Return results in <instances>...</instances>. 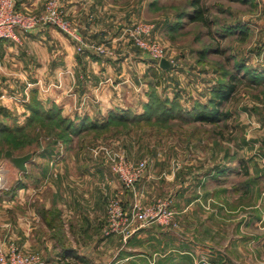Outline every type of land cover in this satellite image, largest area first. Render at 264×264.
<instances>
[{
  "label": "rangeland",
  "instance_id": "obj_1",
  "mask_svg": "<svg viewBox=\"0 0 264 264\" xmlns=\"http://www.w3.org/2000/svg\"><path fill=\"white\" fill-rule=\"evenodd\" d=\"M117 1L135 12L138 17L129 25L136 21L153 24L155 36L168 49L167 56L172 62L171 69L165 71L157 65L158 74L151 72V85L148 87L149 92L155 90L159 101L164 99L177 101L185 111L196 103L207 104L213 96L212 91L217 89L221 81L223 82V78H226V81L229 75L236 74L237 61L243 62L246 68L238 71L243 80L238 83L237 91L224 105V110L230 112V118L216 125L171 121L164 127L163 125L150 127L147 123H141L133 125L132 131H125L124 128L114 125L105 131L85 132L78 138L66 133L62 127H55L56 121L51 122L47 119L53 104L45 101L46 96L43 97L45 102L36 99L35 90L32 89L34 83L26 80L27 78L30 81L32 75L27 72L25 78L22 76L24 69H19L20 77L12 76L19 79L17 82L4 83L0 80V110H3L0 113V127L7 126L10 130L22 128L23 131L19 133L27 136L26 141L31 143L14 150L13 154L22 156L32 153L33 156L27 164V170L25 172L19 170L5 157V152L11 150L8 143L11 140V133H0L2 177L0 239H13L24 251L40 254L46 264H51L53 259L59 264L111 262L110 255H108L110 260L100 258L103 256L102 251H106L107 254L108 245H102L99 249L100 256L95 250L101 245V241L98 240L105 238L104 232L107 235L110 233L108 207L111 199L116 197L115 192L103 197L105 211L102 222H73L72 218L68 217H62V221L54 217L56 221L53 222L52 219V222H49V194L52 199V193L56 194V190L53 189L59 188L58 184L63 186L65 181L66 188L63 193L83 196L84 189L87 191L90 187H83L81 182L78 183L80 187H76L79 181L77 176L98 166L107 171L108 178L116 181L115 188L120 190L123 184L114 174L112 165L121 154H126L134 161L150 159L147 170L136 184V190L129 189L132 192V202L117 196L122 202H126L124 208L128 215L133 214L134 205L140 207L137 208L138 212L152 206L158 200L173 199L175 187L173 182L166 179L162 182L160 178L154 177L147 188L148 191L139 190L140 183L149 170L151 171L150 167L156 158H162L163 171L183 170L186 180L191 175L188 170L190 166L196 167L198 177L203 178L206 175L204 172L213 169L235 170L226 184L229 192L224 193L226 195L228 193L233 204L237 203L238 194L240 196L246 194L242 201L248 203L254 193H259L257 207L261 210V218L246 209L240 212L241 216H230V222H241L240 226L231 225L224 228L225 235L219 240L218 246L231 247L233 257L224 258L229 255L227 250H218L211 244L200 243L197 264H264V82L252 81L248 78L251 74L247 73L252 68L255 73L264 71V0H247L246 3L237 0H201V4L206 8L209 24L205 27L198 22L190 23L185 19L182 20L184 24L182 28L172 33L166 29V23L177 21L176 17L182 10H190L188 4L190 0ZM210 19L213 20V24ZM234 25L241 27L244 25L245 32L237 30V34L225 40L221 39L219 36L221 30ZM216 47L227 48V51L219 55L207 53L205 58H202L201 49L209 51ZM233 55L239 58L234 59ZM227 56L232 58L226 59ZM224 72L227 77H223ZM1 73L4 72L0 69ZM152 84H156L157 87ZM41 87L47 90L46 84ZM42 93H45L44 90ZM34 97L37 101H33ZM60 112L61 117L58 119H78L63 113L62 110ZM105 118L107 116L97 120L102 121ZM66 138L74 141L71 144L65 143ZM53 158L58 159V163L62 161L60 168L67 172V177L71 174L76 175L74 179L69 178L66 181V177L62 183L49 180V171L56 170L50 167ZM189 160L193 165L189 166L186 163ZM60 171L56 170L57 173ZM205 178L200 179L199 185L202 188L206 182ZM211 182L217 183L215 180ZM250 182L252 189L247 193ZM198 186L197 196L205 198L207 196L205 192L208 193L210 187L202 190ZM221 188L222 185L214 190L222 193ZM89 198L90 196L86 195L88 202ZM67 201L72 204L71 199ZM91 220L93 219H89ZM133 222H140L139 217L137 216ZM171 222H178L176 211ZM242 226L246 232L245 244L238 242L236 236V231ZM233 233V238L230 239ZM255 236L261 238V241L253 244ZM239 239L242 240L241 237ZM54 247L57 248V253H54ZM63 248L76 252L77 257L74 261L65 260L61 263L60 259L57 260V257H61ZM93 258H96V261Z\"/></svg>",
  "mask_w": 264,
  "mask_h": 264
},
{
  "label": "crops",
  "instance_id": "obj_2",
  "mask_svg": "<svg viewBox=\"0 0 264 264\" xmlns=\"http://www.w3.org/2000/svg\"><path fill=\"white\" fill-rule=\"evenodd\" d=\"M63 2L68 18L77 31L88 43L105 48L106 53L91 48L79 52L76 42L54 27L28 34L18 31V41L11 39L0 41V69L4 72L0 74L1 82L18 81L17 78L20 77L18 71L24 69L23 77L26 78L27 72L32 75L30 81L27 78L26 80L34 83L32 89L35 90L37 99L44 101L43 97L46 96L45 101L56 104L63 113L71 115L72 118L88 117L89 120L95 121L115 110H130L137 115L143 114L144 105L149 101L148 87L151 85V72L157 75L159 68L156 61L146 52L132 44L129 39L122 37L125 26L138 18L135 12L119 4L117 0H64ZM44 3L45 0H18L17 6L21 10L40 12ZM44 84L47 90L41 87ZM154 86L157 87L156 84ZM43 90L45 93H42ZM161 159L156 158L150 167L153 172L149 170L140 183L139 190L148 191L147 188L154 177L160 178L162 182L165 179L173 182L175 193L172 207L176 211L178 222H170V224L153 222L148 226L133 222L123 233L110 232L107 235L104 232L105 238L98 240L101 241V245L97 247L95 253L98 255L99 249L106 244L108 252L106 254V251H102L103 256L99 254L100 258L110 260L108 258L110 255L112 256L110 261L114 262L116 259L117 264H197L199 244L206 243L218 250H227L229 255L224 258L233 257L232 248L218 246L220 244L218 242L225 235L224 228L231 225L240 226L241 222H230V216L240 215V212L246 209L261 218V210L257 207L260 194L254 193L248 203L242 201L246 194L241 196L238 194L237 203L233 204L229 200L228 193L226 195L224 192H229L226 184L235 170L221 168L204 172L206 182L202 188L199 184L200 179L204 178L198 177L196 167L190 166L193 165L192 161L186 162L190 166L188 170L191 173L186 180L183 170L163 171L164 163ZM243 162L242 160L241 163ZM62 163V161L58 163V159L54 158L50 161L52 170L55 168L61 171L58 173L56 170L49 171V180L62 183L67 177V172L60 168ZM74 176L76 175H69L66 181L69 178L74 179ZM108 176L107 171L99 166L89 172L80 173L77 176L79 181L76 187H80L79 182L84 185L83 187H90V191L84 189L83 196L63 193L66 188L65 181L63 186L58 184L60 189H53L56 190V194L52 193V199L49 194V222H52L54 217H58L59 221H62V217H68L72 218L73 222H102L105 211L103 197L114 192L115 196L132 202V192L124 186L120 190L116 189V181L109 179ZM213 180L217 183L213 184L211 182ZM171 182L168 183L169 186ZM198 185L202 190L210 187L209 192H205L207 195L205 198L197 196ZM220 185L223 187L222 193L214 190L219 189ZM250 189H252L251 182L248 183L247 193ZM86 195L90 196L89 202ZM70 199L71 205L67 201ZM141 199L143 200V197ZM125 203L123 202V206ZM89 219L93 220L89 221ZM55 221L53 219V222ZM243 228L244 226L236 231V236L238 242L245 244L246 232ZM233 235L234 233L230 239ZM260 241L261 238L253 237V244ZM53 251L57 253V248L54 247ZM59 259L62 263L65 260L74 261L75 257H57V260ZM93 259L96 261V258ZM51 264L59 263L53 259Z\"/></svg>",
  "mask_w": 264,
  "mask_h": 264
},
{
  "label": "built area",
  "instance_id": "obj_3",
  "mask_svg": "<svg viewBox=\"0 0 264 264\" xmlns=\"http://www.w3.org/2000/svg\"><path fill=\"white\" fill-rule=\"evenodd\" d=\"M18 0H0V41L5 39L19 40L18 31L21 33H33L47 27L59 29L72 38L77 44V50L84 52L87 49H97L106 53V49L92 43H88L73 26L68 18L64 0H45L44 7L40 12L21 10L17 6ZM154 25L151 23L136 21L124 28L122 37L129 39L139 49L146 52L160 67V61L166 58L168 49L155 36ZM172 66V62H171ZM150 164V159L134 161L126 154H121L112 165L122 184L136 190V184L143 177ZM2 177L0 176V185ZM173 199L158 200L152 206L140 209L134 205L133 214L128 215L120 198H112L108 207L110 232L123 233L137 218L141 226H147L153 222L169 224L175 214L172 209ZM128 215V216H126ZM0 264H46L38 253L24 251L13 239H0ZM106 264H117L116 261Z\"/></svg>",
  "mask_w": 264,
  "mask_h": 264
},
{
  "label": "trees",
  "instance_id": "obj_4",
  "mask_svg": "<svg viewBox=\"0 0 264 264\" xmlns=\"http://www.w3.org/2000/svg\"><path fill=\"white\" fill-rule=\"evenodd\" d=\"M242 3H246L247 0H237ZM190 10L181 11L177 15V21L166 23V29L172 33L176 30L182 28L184 25L182 20H188L190 23H200L203 26H207L209 24L208 18H206V8L201 4V0H190L189 1ZM213 24V20L210 19ZM244 26V25H243ZM243 26H228L223 28L220 32V38L225 40L230 36L237 34V32H245V28ZM238 30V31H237ZM201 49L200 54L204 59L207 53L209 54H222V52L227 51V48H212L211 50ZM234 59H238L239 57L236 55L232 56ZM227 56L226 59L232 58ZM237 70L242 71L246 68V66L241 61H237ZM172 67V66H171ZM171 67L169 69H171ZM168 69V70H169ZM164 70V69H162ZM166 71V70H165ZM236 72V74H231L227 77V74L224 72L223 77H227L228 80L225 81L226 78H223V82L219 84L217 89L212 91V95L209 102L207 104L196 103L191 109L186 110L181 108L177 101H169L162 100L159 101V97L157 96L155 90L149 93V101L144 105L145 111L143 114H134L130 110H115L109 112L107 118L102 121H92L89 120L88 117L78 118L77 123L76 120H67L65 118H60V108L53 104L52 109L49 111V121H56L54 124L55 127H62L66 133H69L75 137H80L85 132L89 131H105L114 125L117 127L124 128L125 131H132L133 125L147 123L150 127H160V125H167L171 121H179L184 123H206V124H218L224 120H228L230 118V112L224 110V105L232 98L234 93L237 91L238 83L243 80V76L240 75V72ZM250 73L251 76H248L249 79L256 83L264 82V71L255 73V70L252 68L247 72ZM156 75V74H155ZM245 77V74H244ZM239 81V82H238ZM154 86V85H152ZM156 87V86H154ZM153 88V87H152ZM37 99V98H36ZM35 97L33 101H37ZM158 101V102H157ZM35 104H38L35 102ZM3 110H0L2 113ZM38 114V112H35ZM46 116V115H44ZM58 119V120H56ZM132 125V126H128ZM22 128H17L16 130H10L7 126L0 127V133H11L10 139L8 143L11 145V151L17 150L19 148H23L30 141H26L27 136L21 135L19 132H22ZM17 132V133H16ZM74 139L66 138L64 140L65 143L71 144ZM31 143V142H30ZM124 186V185H123ZM125 187V186H124ZM129 190V188L125 187ZM60 253L62 257H77L76 252L73 249H66Z\"/></svg>",
  "mask_w": 264,
  "mask_h": 264
},
{
  "label": "water",
  "instance_id": "obj_5",
  "mask_svg": "<svg viewBox=\"0 0 264 264\" xmlns=\"http://www.w3.org/2000/svg\"><path fill=\"white\" fill-rule=\"evenodd\" d=\"M160 67L164 70H168L171 67V62L166 58H163L160 61ZM32 156V153H27L22 156H15L11 150H7L5 152V157L23 172L27 170V164L32 159Z\"/></svg>",
  "mask_w": 264,
  "mask_h": 264
}]
</instances>
